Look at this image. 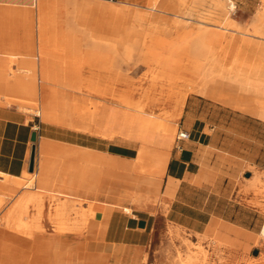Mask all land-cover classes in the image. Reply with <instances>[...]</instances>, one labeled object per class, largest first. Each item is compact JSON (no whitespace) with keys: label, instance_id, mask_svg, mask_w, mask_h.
Returning a JSON list of instances; mask_svg holds the SVG:
<instances>
[{"label":"crops","instance_id":"0c3cea01","mask_svg":"<svg viewBox=\"0 0 264 264\" xmlns=\"http://www.w3.org/2000/svg\"><path fill=\"white\" fill-rule=\"evenodd\" d=\"M57 1L58 13L61 0ZM177 2L179 0H158L156 10L179 11ZM239 11L242 17L239 22L246 25L247 17L255 16L257 8L240 7ZM56 27L50 42L39 48L36 40L28 41L15 33L8 35L6 27L0 26V69L7 68L11 62L1 50L25 55L36 50V68L31 74L37 81L29 84H37L39 102L36 112L28 105L25 108L7 102L6 98L20 101L26 95L17 82L22 72H15L7 82H4L6 73L0 75V189L16 192L17 198L41 193L40 205L45 212L55 202H62L63 207L70 210L73 201L103 204L105 199L117 198L119 185L123 184L117 181L119 171L128 172V175L132 171L142 177L146 198L149 187L159 183L158 206L124 200L132 209L130 214L112 212L106 205L103 211L98 210L103 214L101 236L90 238L94 248L88 249L86 244V252L80 249L77 259L81 264H87L89 255L111 256V260L118 255L122 258L140 256L150 243L158 221L163 222L164 228L171 226L192 235H203L219 224L251 237L245 232L249 226L244 221L249 220L251 225L257 211L250 203L252 197L240 193L249 184L241 181L240 176L249 177L246 180L250 181L253 170L264 169V118L222 103L210 97L205 91L207 88H203L185 93L175 121L133 113L115 105L100 110L93 106V110L88 107L89 118L86 119L90 128L83 129L78 124L74 104L58 97L57 92L70 96L81 93L89 75L81 73L82 57L60 60V63L54 60L53 56L58 57L62 50L54 51ZM260 27L264 29V23ZM259 57L264 59V56ZM15 62L27 64L22 62V57L15 58ZM93 62L101 74L107 73L111 64L109 61ZM12 69L17 70L16 64ZM24 80L29 82L30 79ZM34 131L37 133L34 168L29 172ZM180 131H184L186 137L177 138ZM149 146L162 150L167 157L160 177L138 173L129 167L140 149ZM104 176L112 177L109 184ZM30 179L32 187H14L15 183ZM32 205L30 208L34 212L30 214L29 211L26 220L30 218L28 221L35 223L38 215ZM44 212L40 223L52 226V214ZM2 213L0 209V218ZM62 221L67 222V218L63 217ZM140 221H144V227H139ZM76 233L60 234L52 229L42 238L48 243L51 239H67ZM78 235V239H86ZM0 242V264H18L15 260L9 261V256L15 253L13 245L1 239ZM65 254L52 246L49 264H71L69 253ZM244 264H264V260Z\"/></svg>","mask_w":264,"mask_h":264},{"label":"rangeland","instance_id":"374dc122","mask_svg":"<svg viewBox=\"0 0 264 264\" xmlns=\"http://www.w3.org/2000/svg\"><path fill=\"white\" fill-rule=\"evenodd\" d=\"M31 1L32 3L34 2V0ZM120 1L122 0H105L104 2L108 4H116ZM128 1L133 3L131 0ZM193 1L194 0H179V2H177V5H179V11L176 12L174 10L170 11V13L164 12L165 14L154 12L156 16L166 18L168 23L161 26L157 35L149 36L147 46L144 50L143 44L138 38L136 40L133 39L130 42L127 41L125 43L113 44L111 46L94 43L90 38L88 39L84 35V33H86L85 30L77 31L71 29L70 26L65 25L64 21L61 19L57 20L55 27L56 25L59 26L56 27L57 41L55 45L56 49H54V51L57 52L59 49L62 50L59 51L60 53L58 54V57L53 56V58L60 63V60L63 61L69 60L73 57H82L84 59L82 62L84 66L81 69V73L87 72L89 75L88 81L99 82V85L104 82L103 74H101L97 66L93 65L91 62L94 61L97 64L102 61H109L113 64L115 69L114 76L112 75L114 77V84H111V86L113 85L118 90L126 92L134 102L153 104L156 114L165 113L168 110H172V102L170 104L169 102L172 101L173 97L178 93L185 94L187 91L201 90L207 87V85H204V77H206L204 74L206 73L201 75L193 73L187 62L188 60L185 57L186 52L190 53L191 41L193 37L200 33L199 30L206 31L204 42L214 46L216 51H220H218V54H220L218 56L221 58L223 56L222 63H225V65H229L228 62L232 59L234 53L240 48L242 50V52H240V54H242L241 57L246 61H251L256 56H264V29L260 27L261 24L264 23V0ZM146 2H148V0H146ZM219 2L221 5L218 4ZM157 3L158 0L154 4L155 9ZM230 4H233V7L229 6ZM142 5H144V3H142ZM19 7L22 6H18L13 2H7L6 0H0V26L6 27L8 35L15 33L19 36L23 35L24 37L26 34L25 38H27L29 32L33 33V41H35L37 37L35 29L21 26L20 22H22V16L23 14L26 15L27 11H23L22 8ZM240 7L257 8L255 16L247 17L248 23L246 25H241L239 22L242 18L239 11ZM33 8L34 4L32 6V9ZM172 21H179L180 24H173ZM120 26L121 23L116 22V28L113 30L118 31ZM113 30L112 28H107L96 30V32L110 33ZM162 43H169L175 48V52L172 56L170 54V48L168 51L159 53L160 44ZM240 45L242 47H240ZM150 48H152L153 51L152 49L150 50ZM1 51L2 54L6 55L9 58V61H11L7 64V68H5L7 71L10 70V72H7L5 75L6 82L10 80L15 72H22L17 82L25 86L34 85L37 89L36 83L29 84L31 83L30 81H37V78L31 74L33 70H30L25 65H20L15 62V58L18 57H22L23 60L26 56L25 53L12 52L8 49ZM128 51L129 55H126V52ZM143 51L145 54L147 53V58H145ZM51 52L53 53V51ZM13 64H16L17 66L16 71L12 69ZM175 64L177 66L173 73V80L175 83L169 84L168 82L162 81L160 78V72L163 71L166 66H174ZM246 70L247 69L244 70V74L247 73ZM98 73H100V75L97 76ZM26 77L30 79L29 82L24 80ZM206 79L211 82L215 77L209 76L206 77ZM239 90L233 91L230 88H225L223 91L227 94H232L236 100L241 98L249 102L259 98V102H261V104L264 103V95L258 94V91L256 92L250 87H243ZM6 100L7 102H15L21 107L24 106L22 105L23 102H21V100H24L28 102L27 105H33L32 110L34 112L38 109V107H36V110H34L37 102L36 100H32L30 96H22L20 101L8 98H6ZM218 101L226 103L222 100ZM113 104L114 103L110 100H104L99 105L97 98L92 97L91 103L88 107L90 110H93V106H96L97 109L100 110L101 107H109ZM226 104L236 108L228 103ZM143 113L150 115L149 111H144ZM177 118L170 121H175ZM176 134L177 129L174 131V136ZM256 175L259 176V181L256 185H251V182ZM111 178V176H104V179H108V184ZM246 178L249 177H245L244 175L240 176L241 181L249 183L242 188L240 193L252 197L250 203L257 211V216H254L251 225L249 224V220L244 221V224L249 226V229H246L245 232L251 237L232 232L225 228L224 225L219 224L213 225L212 228L203 235H192L185 233L184 231L174 230L171 226L164 228L163 222L158 221L155 224L150 243L142 250L140 256L122 258L121 255H118V257L114 256L112 260L111 256H98L97 259L99 261L96 264H183L184 262V264H244L264 260V238L260 233L261 227L264 224V169L259 172L253 170L250 181L246 180ZM113 180H116V178H113ZM117 181L127 184V186L120 184V191L117 194L118 197L105 199L103 201V208L108 206L112 209V212L122 211L130 214L132 209L124 203V200L134 201L133 203L136 204L141 201L156 206L160 204L159 183L156 186L151 185L149 187V197L146 198L143 196L142 177L139 175L134 174L132 171L129 175L128 172L119 171ZM32 185L33 180L30 179L28 182L24 180L19 181L14 184V187L21 188L25 186L29 188L32 187ZM107 187H109V185ZM145 190H147V188H145ZM16 194L17 193L13 191L6 192L0 189V209L3 210L0 218V228L2 229L0 230H5L7 228L6 218L15 215V213L10 211L22 200V196L17 198ZM16 198L17 200H15ZM82 202L88 203V201ZM59 203L60 202H55V205L46 208L45 212L43 211L44 214L49 215L50 213L52 214L55 212ZM112 204H114L115 207L112 206ZM125 208H128L129 210L126 211L124 210ZM28 212L30 214L33 213V208H29L26 212L16 215L17 217H15L13 221V223L15 221L16 223H19V221L22 223L24 221V224L31 227V231L21 234V236H24L23 238H25L24 245H22L21 239L14 241L5 235V238H2L5 242L15 244L13 247L16 251L13 250L15 253L9 256L10 262L11 260H15L18 264H49V253L53 246L61 252H66V254L69 253L71 259L69 262L71 264H81V261L77 259L80 249L84 250L86 244L88 249L94 248V242H92L90 238H95L97 236L98 225L93 214H67V224L78 225L81 228V231L76 234H71L67 239H51L50 242L52 246L49 245L50 247H44L46 244L45 239L42 237L47 235L49 230L54 229L53 224L51 226L49 224L31 223L28 221L30 218H27L28 220H26ZM111 215L106 221V226L108 225V220H110ZM101 220L102 218L99 220L100 224ZM35 224L41 225V228L38 229L39 231L41 230L40 232L37 230ZM30 227L28 229H30ZM78 234L86 236V239H78V236H80ZM28 238L30 240L32 239L30 243L28 242L29 240H27ZM34 238H36V240ZM96 238L99 239L100 235ZM33 243H37L38 245H33ZM36 250L39 252L36 254L39 258L36 257L35 260L34 255L37 253ZM43 250L45 251L43 252ZM180 260L182 261L181 263Z\"/></svg>","mask_w":264,"mask_h":264},{"label":"bare ground","instance_id":"6f19581e","mask_svg":"<svg viewBox=\"0 0 264 264\" xmlns=\"http://www.w3.org/2000/svg\"><path fill=\"white\" fill-rule=\"evenodd\" d=\"M6 1L16 3L18 6H22L19 8H22L23 11H27L26 15L22 13V22L20 23L22 27H30L31 29H35V32L37 33L36 41L39 48L42 45L50 42L52 35L55 31L56 21L58 19L64 21V24L70 26L71 29H75L77 31L85 30L86 33H84V35L88 39L90 38L91 41H93L94 43L102 44L105 46H111L113 44L116 45L119 43H125L127 41L130 42L133 39L136 40L138 38L143 44V50L147 46L149 36L157 35L160 31L161 26H164L168 23V20L166 18L158 17L154 14V12L164 13L154 8V4L157 0H148V2H146V0H131L133 3H130L128 0H122L120 2H117L116 4L105 3V0H61V10L58 13L56 12V6L58 2L57 0H34L33 3L31 0ZM195 1L196 0H194L193 2ZM142 3H144V5H142ZM33 4L34 8L32 9ZM218 4L221 5L220 2ZM229 6L233 7V4H230ZM116 22L121 23V26L119 27L118 31L113 30L114 28H116ZM172 23L180 24L179 21H172ZM107 28H112L113 31H111L110 33L96 32V30H103ZM199 31L200 33L197 36L193 37L191 41L190 53L186 52L185 57L187 58V62L190 65L193 73H196L197 75L206 73L204 74L206 77H215V79L211 82L208 81L206 77H204V85H207L206 93L214 99L222 100L240 110H244L264 118V103L261 104V102H259V98L255 97L256 99L249 102L241 98L236 100L235 97L232 96V94H227L223 91L225 88H230L234 91L242 89L243 87H250L256 92L258 91V94L264 95V59L260 58L259 56H256L255 58H253V60L246 61L243 57H241L242 54H240V52H242V50L240 48L234 53L232 59L228 62L229 65H225V63H222L223 56L222 58L218 56L220 55L218 54L220 51H216V48L214 46L204 42L206 31ZM27 40H33V33L29 32L27 34ZM169 48L171 49V53H169L172 56V54H174L175 52V48L169 43L160 44L159 53L163 51H168ZM151 49L152 48H150V50ZM35 52L36 50L28 51V55H26L22 60V62L24 61L25 63H27L23 65L28 67L30 70H35L36 68ZM143 54L145 58H147V53L145 54V52L143 51ZM126 55H129V51L126 52ZM176 68V64L174 66H166L164 70L161 67V69L163 70L160 72L161 80L168 82L169 84L175 83L173 80V73ZM245 69H247V73L244 74ZM114 71V66L111 63L107 73L103 74L104 82L101 83V85H99V82L88 81L87 83H84L83 90L79 94L70 96L63 94L61 91L57 92L58 97L64 100L71 101L74 104V107L78 112V124H80L81 128L88 130L90 128V125L88 124L86 119L88 117V105L91 103L92 97L97 98L99 105L104 100H110L118 107H122L130 112L140 114L144 111H149L151 116L161 118L167 121L178 117L180 109L184 103L186 94L178 93L173 97V100L169 102V104L172 102V110H168L162 114H156V110L153 104L134 102L131 99L130 95H127L126 92L118 90L113 85L111 86V84H114ZM7 72H10V70L7 71L5 70V68L0 69V75ZM98 75L100 74L98 73L97 76ZM4 82H6V80H4ZM20 85L26 92V95L24 96H30L32 100H36L37 104L34 107V110H36V107H38L39 103L37 101L38 91L36 87L34 85ZM21 102H23L22 105H24L25 107L28 104V102L24 100H21ZM32 106L28 105L29 109H32ZM137 156L138 157L132 163L129 164V167H132L138 173L160 177L162 168L167 160V157L164 155L162 150L153 147L150 148V146L142 147ZM258 181L259 176H254L251 185H256ZM42 197L43 195L38 192L26 197L22 196V200L20 201V203L13 208L14 210L12 209L10 211L12 213H15V215L6 218L7 228L5 230H0L1 240L2 238H5V235L6 237L13 239L14 241L21 239L22 245H24L25 238H23L24 236L22 237L21 234L28 233V231H31V227L29 225L27 226L26 224H24V221L22 223H20V221L19 223H16V221L13 223L14 218L17 217L16 215H20V213L26 212L27 209L30 208V205L33 204L36 214L38 215V218L36 217L38 221L36 222L40 223L43 220L44 211V208L40 205L42 203ZM100 209L103 210V204L73 201V206L69 210L68 208L63 207L62 202H60L57 208L55 209V212L52 213L51 217L54 232L66 234L81 231V228L78 225H68L67 222L61 220L63 219V217H66V215L70 212L71 214L77 213L80 215H85L84 213H87L90 215L93 214L95 216V220H97L98 225L97 236H99L101 234V224L99 220L103 216L102 211L98 212V210ZM124 210L128 211L129 209L127 208ZM29 227L30 229H28ZM36 228L38 230L39 228H41V225H36ZM260 233L262 236L263 233ZM34 239L36 240V238ZM27 240H29L28 242L30 243L32 239L30 240L28 238ZM9 244L15 245L13 243ZM36 244L33 243V245ZM45 244L46 245H44V247L49 245L51 246V242H45ZM44 251L45 250H43V252ZM38 253L39 252L37 251L35 255L33 254L35 256V260L36 257H38L36 255ZM97 258L98 255H89L86 259L87 264H96L99 261ZM181 262L182 261L180 260V263Z\"/></svg>","mask_w":264,"mask_h":264},{"label":"water","instance_id":"95a60500","mask_svg":"<svg viewBox=\"0 0 264 264\" xmlns=\"http://www.w3.org/2000/svg\"><path fill=\"white\" fill-rule=\"evenodd\" d=\"M36 138H37V133L34 131L31 134V142H32V147H31V153H30V160H29V167L28 170L29 172H33L34 168V159H35V148H36ZM139 227H144V221L139 222Z\"/></svg>","mask_w":264,"mask_h":264},{"label":"built area","instance_id":"2783aa9c","mask_svg":"<svg viewBox=\"0 0 264 264\" xmlns=\"http://www.w3.org/2000/svg\"><path fill=\"white\" fill-rule=\"evenodd\" d=\"M111 1H115V0H111ZM184 137H186V133L184 131L178 132L177 138L182 139ZM260 232L263 233L262 237L264 238V224L262 225Z\"/></svg>","mask_w":264,"mask_h":264}]
</instances>
